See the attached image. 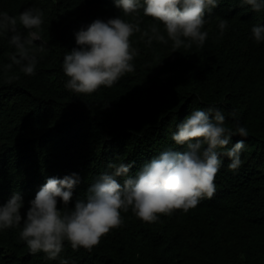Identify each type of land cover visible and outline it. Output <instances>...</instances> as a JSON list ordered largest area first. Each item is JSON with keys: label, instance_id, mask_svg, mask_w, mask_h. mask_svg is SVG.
<instances>
[{"label": "trees", "instance_id": "trees-1", "mask_svg": "<svg viewBox=\"0 0 264 264\" xmlns=\"http://www.w3.org/2000/svg\"><path fill=\"white\" fill-rule=\"evenodd\" d=\"M28 7L42 12L47 44L34 76L19 66L5 68L15 49L0 38V204L19 192L22 217L48 178L79 174L72 207L101 173L112 170L110 163L134 161V176L160 152L183 150L172 133L194 109L215 105L226 127L245 126L249 135L240 168L231 171L230 159L222 157L215 195L187 213L176 210L146 223L131 210L122 212L123 224L91 251H74L65 242L56 260L30 254L19 238L21 227H14L0 232V264H264V43L250 35L252 25L264 24V11L220 0L206 14L204 46L174 49L170 40L148 44L154 26L166 35L162 24L142 11L124 17L114 0H0V11L17 19ZM117 15L141 29L130 37L135 71L92 94L70 92L62 59L78 47L75 32ZM221 19L228 23L222 36Z\"/></svg>", "mask_w": 264, "mask_h": 264}, {"label": "clouds", "instance_id": "clouds-1", "mask_svg": "<svg viewBox=\"0 0 264 264\" xmlns=\"http://www.w3.org/2000/svg\"><path fill=\"white\" fill-rule=\"evenodd\" d=\"M114 4L124 17L139 16L142 11L144 16L162 24L166 35L155 26L153 36L143 33L148 36V44L153 39L165 44L170 40L174 49H180L193 44L204 46L209 36L204 30L206 14L212 13L220 0H114ZM239 6L260 13L264 11V0H239ZM43 22L42 12L35 7L20 12L18 19L0 11V38H7L15 49L6 69L15 65L27 76L36 74L38 53L47 47L40 32ZM217 27L222 36L228 23L221 19ZM140 31L138 23L117 15L107 20L97 18L75 32L78 47L66 52L62 59V71L67 77L65 88L73 93L92 94L134 72L137 49L130 37ZM250 35L256 44L264 43V24L252 25ZM225 121L223 110L215 105L192 110L171 137L183 150L160 152L134 176L129 174L134 161L110 163L112 170L101 173L88 186L87 196L77 199L72 207L69 204L73 190L81 183L75 172L63 178H48L28 202L23 217L24 200L19 192H14L0 204V232L21 227L19 238L30 254L43 252L49 260H56L65 242L74 251H91L103 236L123 224L122 212L131 210L146 223L158 222L160 214L171 216L176 210L187 213L215 195V176L222 166V157L230 159L228 168L233 172L243 163L241 153L249 131L239 124L228 128ZM234 136L243 139L233 143ZM60 264L68 261L61 259Z\"/></svg>", "mask_w": 264, "mask_h": 264}]
</instances>
